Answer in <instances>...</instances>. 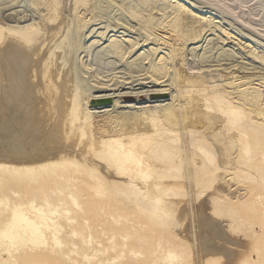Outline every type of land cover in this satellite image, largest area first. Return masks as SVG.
Returning <instances> with one entry per match:
<instances>
[{
  "label": "rangeland",
  "instance_id": "374dc122",
  "mask_svg": "<svg viewBox=\"0 0 264 264\" xmlns=\"http://www.w3.org/2000/svg\"><path fill=\"white\" fill-rule=\"evenodd\" d=\"M145 1L0 0L1 46L43 48L57 32L80 98L111 94L110 106L140 93L87 115L93 153L0 167V219L34 205L43 214L30 217L51 228L41 250L18 240L9 255L0 240V264H264V0ZM159 88L168 92L147 97ZM190 99L187 126L152 118L141 159L115 139L150 100L184 109ZM201 215L221 223L213 240Z\"/></svg>",
  "mask_w": 264,
  "mask_h": 264
},
{
  "label": "bare ground",
  "instance_id": "6f19581e",
  "mask_svg": "<svg viewBox=\"0 0 264 264\" xmlns=\"http://www.w3.org/2000/svg\"><path fill=\"white\" fill-rule=\"evenodd\" d=\"M56 34L57 32L51 34L52 41L50 43L46 38L44 39L43 48L41 46L25 48L24 43L17 40H10L7 43L6 38L3 39L5 46L0 45V167L10 165L17 167L21 165V160L26 161L27 158H37L38 161H32L26 165L43 163L52 165L60 161L66 150L73 151L77 148L93 153L90 126L83 122L87 115H105L113 110L100 111L121 105L122 96L133 94L138 97L140 94L130 91V93L120 94L115 105L110 106L106 105L110 100L105 99L111 97V94L87 93L85 98H80V92L83 90L78 89L75 80L72 55H69V59L66 60L60 48L54 47L53 41ZM3 36H0V40ZM191 82L193 80L189 81V83ZM182 83H185L184 78L180 76L179 70H175L173 84L179 86ZM200 83L203 84L204 81L200 80ZM151 92H146L147 97L168 91L159 88ZM92 100L103 101L92 102ZM190 101L191 105L180 109L175 101L163 105L164 100H150V103L158 105L145 108L134 115H127L128 123L120 122L123 130L119 129L120 133L116 135L115 139L135 158L141 159L143 152L148 149V145H146L148 136L155 128L150 124L152 118L160 119L173 131H176L180 125L187 126L190 122V116L193 114L194 108L197 107L194 103L195 99H190ZM136 120H139V125L132 127ZM82 123L85 126L80 129L79 126H83ZM139 129H143V131ZM102 136H110L109 130L104 129ZM53 157L54 162L49 160ZM151 182L153 181L151 180ZM147 191L151 196L155 194L153 184ZM1 204L3 203L1 202ZM32 212L43 214L34 205H31L29 212L21 206H16L7 223L0 219V224H4L0 228V240L10 243V246L5 248L6 254L14 253L13 248L18 240L25 241L34 250H41L48 246L46 232L51 228L47 225V219L46 217L31 218ZM198 220L202 224L201 227L205 228L201 232L213 240L218 234L217 227L221 223L202 215ZM208 228L210 231L207 230ZM223 236L225 239L227 238V235L223 234ZM228 241L230 240L228 239ZM54 244L63 249V244L57 238L54 239ZM69 252L72 255L75 253V251ZM49 260L50 264L60 262V259L53 257ZM84 260H88L87 256L84 257Z\"/></svg>",
  "mask_w": 264,
  "mask_h": 264
}]
</instances>
